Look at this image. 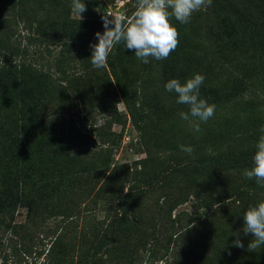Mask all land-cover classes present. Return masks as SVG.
I'll return each mask as SVG.
<instances>
[{
  "label": "rangeland",
  "instance_id": "1",
  "mask_svg": "<svg viewBox=\"0 0 264 264\" xmlns=\"http://www.w3.org/2000/svg\"><path fill=\"white\" fill-rule=\"evenodd\" d=\"M83 2L87 11L82 13L83 19L79 21L71 12V0H0V51L9 49L7 51L18 59L15 47H18L20 42L21 45L27 42L31 31L35 33L36 27L43 28L45 32L38 38L49 48L50 53L44 52V62L41 61L44 64L48 61L51 67L49 69L46 66L40 67L39 63L34 66L40 67L39 69L44 72L50 71L53 78L64 81L73 72L82 73L83 83L73 85L71 89H74L77 95L83 93L87 97L97 99L106 96L105 87L109 80L113 79L112 73L108 66L94 68L90 61L91 54L74 40L93 22L99 23L104 30L102 17L107 14L131 18L136 8V0H83ZM229 21L233 23L235 29H232ZM173 23L179 32L178 47L166 60L157 61L151 58L154 60V76L149 82V91L152 94L157 91L160 107L164 112L155 118L156 121H160L163 139L193 147L191 144L193 137H201L200 134L208 129L223 130L230 125L238 135L240 132L247 134L243 146L255 144L261 135L253 130L257 127L260 131L264 127V0H212L211 6L195 12L189 23L180 24L177 21ZM56 41L61 44H54ZM96 41V36L93 35L90 44H95ZM118 45L120 50L117 54L121 56V63L117 64L118 72L132 77L140 69V66L135 64L136 56L133 51L124 48L123 43ZM173 57L178 59L180 65L183 62H188V65L190 63L192 76L198 73L205 77L201 86H214L223 95L221 105L214 116L207 123H200L201 132L194 131L189 121L181 119L179 113L187 112V106L176 103V94L166 91L164 87L168 81L163 78L164 65ZM57 59H60L59 63ZM24 79L26 97L42 91L34 78L25 75ZM200 97L202 98L201 94ZM116 102L120 123L112 124L110 130L121 134L118 144L112 148V158L131 170H141L143 166L148 169L155 168L151 162H144L145 148L139 142L138 132L126 114L122 99L117 97ZM39 105L47 116L40 117L34 124L26 119L24 128L30 141H39L34 147L37 148V145L41 144V151L35 160L43 167L30 172L34 180L27 189H31L34 196L42 198L54 199L59 195L62 200L71 199L69 202L80 203L82 211L91 208L90 211L96 218L89 217L91 214L86 213L73 223L68 231L66 245L61 249L63 264H76L84 248L91 247V230L103 217L111 213L108 209L105 210L101 201L95 205H92V202H84L87 201L84 197L86 189H98L97 186L92 188L89 182L94 173L92 167H97L98 171L103 173L99 177V183L109 175L110 169L101 162L105 159L104 156L90 160L77 158L72 153L75 132L83 128L90 129L80 107L79 115L70 117L67 114L51 115L50 109L46 106L56 107L54 101L45 104L43 100ZM26 117L28 118L27 115ZM230 142L231 146L238 144L237 141ZM226 144L222 143L221 147ZM207 150L211 151L208 148ZM184 157L189 159L192 155L184 153ZM242 175L243 172L237 170L219 172L214 181L203 188L230 189V185L238 188L242 186L245 178ZM58 176L62 180L57 183V187H53ZM187 179L186 172L173 173L163 183L162 188L155 186L148 189H168L172 193H177L179 189H184ZM248 188L262 190L257 197L249 199L247 204L221 213L211 225L199 228L181 241L174 251L181 264H238L228 260L231 253L244 254L246 257L242 264H264V247L254 252L248 249V243L253 238L251 234L244 236L240 232L244 247L233 246L236 239L233 233L239 232L243 227L244 210L264 200V188L258 186ZM155 194L145 197L139 208L148 223H152L151 218H154L152 203L157 196ZM237 205L239 204L236 203L235 206ZM182 210L195 213L191 203L187 202L174 210L173 214ZM25 215L26 207H18L16 221H24ZM162 230L163 227H157L156 235L160 236ZM162 245L161 237L154 240L147 236L145 230L128 222L122 227L119 242L115 244L118 249L111 257H106L107 264H114L126 253L125 264H173L174 261L169 257L170 253H165ZM22 257L19 264H31V258L27 259L23 255Z\"/></svg>",
  "mask_w": 264,
  "mask_h": 264
},
{
  "label": "trees",
  "instance_id": "2",
  "mask_svg": "<svg viewBox=\"0 0 264 264\" xmlns=\"http://www.w3.org/2000/svg\"><path fill=\"white\" fill-rule=\"evenodd\" d=\"M229 24L233 23L229 21ZM232 29H235L234 25ZM103 31L99 23L93 22L74 41L92 54L91 39L97 32ZM44 32L43 28L36 27L35 33L31 31L27 42L22 45L20 42L15 47L18 59L8 52L9 49L0 51V264H19L22 255L27 259L31 258V264H63L61 249L66 245L71 225L86 213L91 214L89 217L96 218L93 217L91 208L82 211L80 203L69 202L71 199L62 200L59 195L54 199L42 198L34 196L31 189H27L34 180L30 172L43 166L38 165L39 162L35 160L41 151V144L34 147L39 141H30L24 122L28 119L34 124L40 117L47 116L40 109L39 104L43 100L45 104L53 101L56 103L53 108L46 106L51 115L67 114L73 117L79 115V107L82 109L90 129L83 128L75 132L72 153L77 158L90 160L104 156L105 159L101 162L110 169L109 175L99 183V177L103 173L97 167H92L94 173L89 182L92 188L97 186L98 189H86L84 197L87 201L84 202L95 205L101 201L105 210L108 209L111 213L91 230V247L84 248L76 264H107L106 257H111L118 249L115 244L119 242L122 227L128 222L145 230L147 236L154 240L161 237L162 248L165 253H170L173 264H181L174 251L187 235L201 227H208L221 213L241 207L249 199L259 195L262 189H249L248 186L256 188L258 185L254 179L246 177L238 188L233 185L229 186L230 189L203 188L214 181L219 172H243L245 168L251 167L256 143L243 146L247 134L240 132L238 135L230 125L223 130L208 129L200 134L201 137H193L191 144L194 153L189 159L184 157L185 152L180 149V145H189L163 139L160 121L155 118L164 112L160 107L157 91L153 94L149 91V82L154 76V60L150 58L149 63L144 64L135 57V64L140 66L139 71L132 77L120 74L117 67L121 63V56L117 54L120 48L116 45L114 54H110L107 61L113 79L105 87L106 96L92 99L83 93L77 95L71 89V86L73 88V85L83 83L82 73L73 72L64 81L53 78L50 71L39 69L51 67L48 61L43 63V53H50L49 48L38 38ZM54 44L61 43L56 41ZM59 61L57 59V63ZM36 63H39V68L34 66ZM189 65L188 62L180 65L178 59L173 57L164 65L163 78H175L183 83L192 76ZM25 75L34 78L42 89L27 96L30 99L24 95ZM200 94L208 103L216 105L215 111L220 107L223 95L216 87L201 86ZM117 97L122 99L126 114L138 132L139 142L145 148L144 162H151L155 168L143 166L141 170H131L112 158V148L118 144L121 134L110 130L112 124L120 123L117 117ZM257 129L255 127L253 132L264 134L261 129ZM230 141H237L238 144L235 142V146H231ZM224 142L227 144L222 148L221 144ZM181 171L187 173L188 179L184 189H179L177 193L168 189H148L155 186L162 188L170 175ZM61 180V177H56L53 187H57ZM154 194L157 195L152 203L154 218H151L152 223H148L139 208L145 197ZM187 202L191 203L195 213L182 210L173 214L174 210ZM236 203L239 205L235 206ZM215 204H220V207L216 209ZM21 206L26 207V215L24 221L18 222L15 215L17 208ZM191 225L194 227L189 228ZM157 227H163L160 236L156 235ZM245 257L244 254L231 253L228 260L242 264ZM126 258L127 253L114 264H125Z\"/></svg>",
  "mask_w": 264,
  "mask_h": 264
},
{
  "label": "clouds",
  "instance_id": "3",
  "mask_svg": "<svg viewBox=\"0 0 264 264\" xmlns=\"http://www.w3.org/2000/svg\"><path fill=\"white\" fill-rule=\"evenodd\" d=\"M211 4L212 0H136L131 18L108 14L103 16L104 31L97 32V43L90 45L92 66L96 69L106 68L109 55L114 54L115 46L121 43L144 64L149 63L150 58L166 60L179 44V32L173 20L187 24L195 12L206 10ZM86 11L83 0H71V12L79 21ZM109 16L111 19H108ZM204 79L202 74L197 73L183 83L179 79H170L164 86L166 91L176 94V103L187 106L188 111H181L179 115L182 120L189 121L196 132L202 131L200 123H207L214 116L216 108L215 104L200 97ZM261 132L264 133V127ZM255 148L252 165L244 169L243 175L247 179H254L259 187L264 188V134L259 137ZM180 149L190 156L194 153L191 146L180 145ZM215 207L218 209L220 204H215ZM191 227L194 225L189 228ZM240 232L244 236L252 235L253 238L248 243V249L252 252L264 247V200L244 210L243 227L239 232L233 233L236 236L233 246L237 248L244 247Z\"/></svg>",
  "mask_w": 264,
  "mask_h": 264
}]
</instances>
